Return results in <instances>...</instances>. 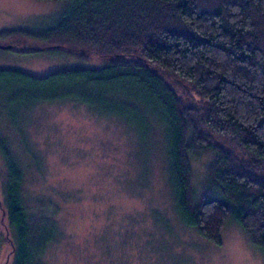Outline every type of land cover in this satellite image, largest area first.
Instances as JSON below:
<instances>
[{"label": "trees", "instance_id": "16d2710c", "mask_svg": "<svg viewBox=\"0 0 264 264\" xmlns=\"http://www.w3.org/2000/svg\"><path fill=\"white\" fill-rule=\"evenodd\" d=\"M69 1L55 25L0 30V42L25 52L29 40H48L84 58H116L43 76L0 69V92L16 89L21 109L86 105L126 122L150 146L159 134L181 220L220 243L235 219L264 253V0ZM0 150L8 171L1 221L14 230L13 264H47L57 208L31 219L23 167L1 135ZM203 153L213 156L210 193L195 201L190 154Z\"/></svg>", "mask_w": 264, "mask_h": 264}, {"label": "rangeland", "instance_id": "374dc122", "mask_svg": "<svg viewBox=\"0 0 264 264\" xmlns=\"http://www.w3.org/2000/svg\"><path fill=\"white\" fill-rule=\"evenodd\" d=\"M69 0H0V30H42L57 23ZM8 39L1 44L7 45ZM57 42V41H56ZM33 48L0 46V69L36 76L75 67H101L113 55L81 57L48 40ZM39 49H36L38 48ZM14 88L0 92V135L24 171L23 201L57 225L44 251L47 264H264L250 232L230 219L221 242L185 224L176 209L160 135L151 146L126 122L73 102L21 109ZM18 118V119H16ZM157 143V144H156ZM211 154H190L195 201L209 194ZM8 171L0 150V264H13L14 230L1 221Z\"/></svg>", "mask_w": 264, "mask_h": 264}, {"label": "water", "instance_id": "95a60500", "mask_svg": "<svg viewBox=\"0 0 264 264\" xmlns=\"http://www.w3.org/2000/svg\"><path fill=\"white\" fill-rule=\"evenodd\" d=\"M0 46L11 47V44L3 45V44H1V42H0Z\"/></svg>", "mask_w": 264, "mask_h": 264}]
</instances>
